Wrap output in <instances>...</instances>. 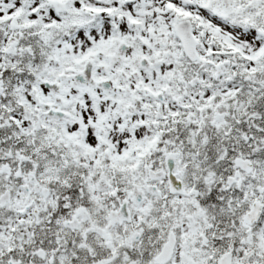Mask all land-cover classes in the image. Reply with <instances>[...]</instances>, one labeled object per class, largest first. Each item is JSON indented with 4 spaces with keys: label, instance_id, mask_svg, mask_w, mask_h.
Here are the masks:
<instances>
[{
    "label": "snow or ice",
    "instance_id": "snow-or-ice-1",
    "mask_svg": "<svg viewBox=\"0 0 264 264\" xmlns=\"http://www.w3.org/2000/svg\"><path fill=\"white\" fill-rule=\"evenodd\" d=\"M0 264H264V0H0Z\"/></svg>",
    "mask_w": 264,
    "mask_h": 264
}]
</instances>
